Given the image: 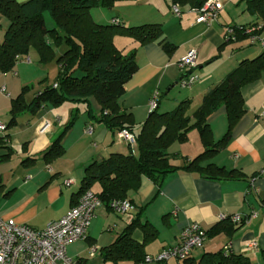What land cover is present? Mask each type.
Here are the masks:
<instances>
[{"label": "crops", "instance_id": "obj_1", "mask_svg": "<svg viewBox=\"0 0 264 264\" xmlns=\"http://www.w3.org/2000/svg\"><path fill=\"white\" fill-rule=\"evenodd\" d=\"M218 1L221 3L219 13L208 24L195 22L197 13L193 9L197 7L191 8L186 3L180 5L181 15H174L170 10V0L121 1L114 4L106 14L104 10H97L99 8L90 10L91 17L100 11L107 23L114 17L127 26L160 23L164 39L172 45L169 51L158 41L127 47L129 50L136 48L138 68L126 82L125 92L118 99L124 109L133 116L140 110L147 111L149 100L155 92L161 96L174 91L175 95L170 98L172 106L184 99L200 101L201 96L219 83L242 59L259 54L262 47L250 44L249 38L234 42H228L224 38L228 27L259 21L256 15L250 14L246 9L245 0ZM1 22L2 20L0 25ZM2 36L0 35V42ZM254 46H260L261 49L257 51ZM191 49L197 51L199 64L196 73L199 74V79L184 91L176 92L175 86L184 77V70L176 62ZM29 60L19 62L27 65L31 58ZM13 75L18 76V72L13 71ZM40 76L41 70L36 79ZM12 90L13 94H18L14 92V88ZM241 95L245 111L231 130L230 139L222 150L200 164L203 166L212 163L226 170H239L241 175L229 179L223 176L212 179L207 177L206 172L179 169L167 174L159 190L151 180L143 177L138 189L132 190L127 196L134 205L135 213L119 214L105 205L96 208L82 243L87 248L95 247L96 253L89 257L86 249L85 255L77 254L75 258L81 259L85 264L130 263L124 260L114 263L106 260L104 255L137 216L138 225L131 232V237L142 244L145 255H155L175 245L179 232L188 224L197 222L205 232L219 227L218 233L207 237L203 247L193 250L184 260L171 257L152 264H196L202 254L220 252L225 245L229 246L228 255H239L246 259L247 264H264V116H261L264 73L257 80L242 86ZM11 98L14 97L10 96V100ZM27 114L22 113L17 117L28 118L24 126L27 133L21 138L24 151L19 156V163H16L18 166L0 171V215L34 228H43L49 221L59 219L77 201L79 196L75 194L80 187L86 165L93 160L100 161L113 152L127 154L124 147L126 143L115 138V134L104 125L93 124L90 119L84 118L82 128L86 132L85 128L91 126L92 135L87 136L79 129L74 136V127H71L61 140L63 153L56 159L46 161L41 154L63 131L66 125L63 123L64 116L58 113L57 107L51 106L34 114L29 113V117ZM45 118L52 120L53 125L40 133L36 127ZM207 122L213 139L222 138L227 128L224 106H219L208 117ZM9 130L10 145V138L16 130L15 127ZM199 144V151L198 148L192 153L185 151L172 160V163L182 165L184 161L180 159L181 156L191 159L202 152L204 147L201 142ZM31 156H36L37 159L32 163L21 164L23 159ZM69 179L72 182L66 186L64 181ZM220 214H237L246 220H230L231 227L227 224V219L218 218ZM145 223L149 228L147 233L150 232L148 236L144 235L140 226ZM252 242L257 243L256 248H252ZM214 244L218 247L209 249Z\"/></svg>", "mask_w": 264, "mask_h": 264}, {"label": "trees", "instance_id": "obj_2", "mask_svg": "<svg viewBox=\"0 0 264 264\" xmlns=\"http://www.w3.org/2000/svg\"><path fill=\"white\" fill-rule=\"evenodd\" d=\"M121 1L132 0H0V20L3 18L7 23L0 42V72L13 70L20 60L26 61L30 48L36 52L38 64L45 66L53 62L57 69L53 84L44 86L29 102L24 95L27 87L11 98L9 122L5 124V131L0 133V148L5 150L0 153V162L11 158L13 153L9 145L10 134L6 131L17 123L19 114H34L46 106L57 107L66 101H79L85 104L84 111L90 120L95 119L113 134L121 129L129 130L136 139L133 148L127 145L129 153L113 152L100 161L93 160L86 165L75 194L79 197L90 190L97 194L103 205L109 206L111 200H128V193L138 189L141 178L147 177L159 190L167 174L179 169L206 172L207 177L212 179L241 175L239 170H226L212 163L200 164L225 147L231 130L244 114L241 87L264 73V45L260 43L264 36V0H245L246 9L259 21L233 25L235 39L228 40L234 42L249 38L250 44L262 47L259 54L252 59H242L219 83L206 91L192 114L188 113L192 102L190 99L180 100L172 110L158 112L160 94L157 92V107L148 112L137 130L133 124V114L118 101L125 92L126 82L138 68L136 48L129 50L127 47L158 41L169 51L172 45L164 39L160 23L127 26L121 24L117 17L106 24L96 23L91 18V9L102 7L110 10ZM173 1L198 8L207 0ZM46 17L53 22L49 28ZM246 28L252 30L245 32ZM90 96L99 104L97 115L89 104ZM219 106L226 109L227 128L222 138L214 140L207 119ZM71 117L62 133L43 150V160L56 159L63 153L61 140L77 118L75 113ZM191 128L196 129L203 151L191 159L181 156L184 163L176 166L172 160L180 155L171 151L170 147L174 143H185ZM36 159V156L27 157L21 164L32 163ZM226 219L232 227V220ZM137 220L135 216L105 251L106 260L144 263L146 255L142 244L131 237V232L138 225ZM147 225H140L145 236L150 234L147 233ZM218 229H209L207 237L218 233ZM196 264H247V261L239 255L223 256L220 250L202 254Z\"/></svg>", "mask_w": 264, "mask_h": 264}, {"label": "built area", "instance_id": "obj_3", "mask_svg": "<svg viewBox=\"0 0 264 264\" xmlns=\"http://www.w3.org/2000/svg\"><path fill=\"white\" fill-rule=\"evenodd\" d=\"M170 10L180 16V4L170 0ZM221 3L218 0H207L202 6L193 9L197 13L195 22L208 24L216 19ZM251 28H246L249 32ZM226 41L234 40V29L228 27L225 30ZM255 39V38H253ZM261 44L264 45V36L261 37ZM27 58V57H26ZM29 61V58H27ZM177 66L184 70V77L179 81V86L187 88L199 79L196 73L197 51L191 49L177 62ZM5 86L0 87V92H4ZM158 93L155 92L150 100L148 112L157 107ZM261 116H264V104H262ZM51 122L44 119L38 126L40 133L47 131ZM5 124L0 121V133L5 131ZM86 133L91 134V126H87ZM115 138L124 141L131 148L135 146L134 134L126 129L116 132ZM72 179L65 180L66 186L70 185ZM103 205L95 192L85 191L77 199L75 204L62 214L59 219L49 221L43 228H34L27 223L16 222L13 218L4 219L0 215V264H85L81 259L70 258L66 252V247L76 240L84 239L91 219L94 217L95 209ZM110 208L117 213H135L134 205L127 199L111 200ZM220 220L228 218L233 222H241L242 219L237 214H220ZM207 239V233L197 222L188 224L182 228L177 238V243L168 249L160 251L156 255H146L144 262L166 261L173 257L177 260H184L193 250L203 247ZM257 243L252 242V248H256ZM96 248L91 246L90 256L96 253ZM223 256L229 254V246L222 249Z\"/></svg>", "mask_w": 264, "mask_h": 264}, {"label": "rangeland", "instance_id": "obj_4", "mask_svg": "<svg viewBox=\"0 0 264 264\" xmlns=\"http://www.w3.org/2000/svg\"><path fill=\"white\" fill-rule=\"evenodd\" d=\"M99 8V9H97ZM97 8H93L92 10H104V13L106 14L108 12V9L106 8H102V7H97ZM94 22L96 23H102V24H106V20H104L103 16H101L100 11H98V14H94L92 15ZM2 24L0 25V35H3L4 29L6 27V21L2 18ZM46 25L49 28L50 26L53 25L52 20H50V18L46 17ZM4 36V35H3ZM2 36V37H3ZM2 39V38H1ZM255 49L258 51L259 49H261V47L259 46H254ZM29 56V58H31V62L30 64H24V62L20 63L17 62L15 64V69L14 70H10L7 71V73H0V87H2L3 85L6 88V91L1 94L0 93V121L3 124H7L9 122V110H10V96L11 97H15L16 94H13V88H14V92H20L23 87H27L26 91L24 92L26 101L29 102V100H31L36 93L40 92V90L44 87V86H50L53 84V80L55 78V75L57 73V69L56 66L53 62H51L48 65L42 66L40 64H38V58H37V54L35 52V50L33 48H30L27 55ZM254 54L250 55V57H248V59H252L254 58ZM20 66V67H18ZM20 69V70H18ZM41 70V76L39 79H36V77L39 75L40 70ZM35 70V71H34ZM13 71L18 72V76H14L13 75ZM35 79V80H34ZM41 88V89H40ZM175 91H184L183 88L175 86ZM175 92H170L168 94H163L160 96V105L157 108L158 112H164V111H169L172 110L175 106L171 105V100L170 98H172L175 94ZM199 100H193L191 102L190 108L188 110L189 114H192L193 110L198 106L199 104ZM89 104H91L92 110L94 112L95 115L98 114V111L100 108H98L99 104H97L95 98L93 96H90L89 98ZM44 108V107H43ZM53 108V107H52ZM85 110V104L81 103V102H70V101H66L65 103L59 104L57 106V111L58 113H60L61 115L64 116V120L63 123L66 124L71 120V116L72 114L75 113V116L77 117L75 119L74 124L72 125V127H74L73 129V134L74 136H76L80 129L83 130V133L85 132L84 129L82 128L83 126V121L84 118H88L89 116L86 115ZM148 109L147 111H142L140 110L136 116H133V124L135 126V129L137 130L138 127L140 126V124L145 120V118L148 115ZM59 115V114H58ZM30 115L27 114V117H29ZM85 116V117H84ZM46 119V118H45ZM44 120V119H43ZM42 120V121H43ZM49 122H51V126L53 125L52 120L50 119H46ZM28 118L25 117H21L17 119V123L13 126H9L10 128L15 127V132L12 134V137L10 138V145L11 148L13 150L11 159H7L6 161H1L0 162V171L4 172L6 171V169L8 167H14L16 168V166H18L17 164L19 163V160L21 159L19 156L22 154L23 150V144L21 143V138L24 134H26L27 129H24L25 124H27ZM90 121V120H89ZM93 124L98 123L95 119H91ZM42 123V122H41ZM39 123L38 126L41 124ZM63 123L61 125H63ZM57 124H54V126H56ZM38 126L36 127V129L38 130ZM59 126V125H58ZM10 128H8L7 130H9ZM10 131V130H9ZM8 132V131H7ZM79 132V133H80ZM9 133V132H8ZM62 133V131L60 132ZM85 134H87V136H91V134H88L85 132ZM60 135V134H58ZM188 136V140L185 143H174L171 145L170 149L171 151L176 152L177 154H183L185 153V151L189 152H196L200 150V137L196 131L195 128H191L187 134ZM90 138V137H87ZM87 140V139H86ZM99 144V143H98ZM125 147V151L127 153H129V149L127 144L124 146ZM3 149L0 148V153H2ZM181 159V158H180ZM17 163V164H16ZM4 218V217H3ZM7 219V218H4ZM84 243L83 239L80 240H76L74 241L71 245H69L67 247L66 252H68V256L70 258H75L77 256V254H81L83 253L84 255L86 254L85 250L87 251V255H90V247L91 246H87L82 244ZM218 247V245H213L210 246L209 249H216ZM72 249V250H71ZM73 251V252H72ZM156 255V254H155ZM90 257V256H89ZM153 262H144L141 264H152Z\"/></svg>", "mask_w": 264, "mask_h": 264}]
</instances>
